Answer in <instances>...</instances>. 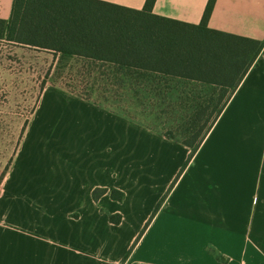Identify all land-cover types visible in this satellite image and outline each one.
Here are the masks:
<instances>
[{
    "label": "crops",
    "instance_id": "crops-1",
    "mask_svg": "<svg viewBox=\"0 0 264 264\" xmlns=\"http://www.w3.org/2000/svg\"><path fill=\"white\" fill-rule=\"evenodd\" d=\"M209 1L153 13L197 25ZM209 28L264 42V0H215ZM98 106L44 93L3 185L0 264H264V50L182 174L190 148Z\"/></svg>",
    "mask_w": 264,
    "mask_h": 264
},
{
    "label": "trees",
    "instance_id": "trees-1",
    "mask_svg": "<svg viewBox=\"0 0 264 264\" xmlns=\"http://www.w3.org/2000/svg\"><path fill=\"white\" fill-rule=\"evenodd\" d=\"M156 1L134 10L99 0H14L10 18L0 19V39L52 53L61 62L76 61L88 93L78 94L77 86L66 90L86 101L133 121L130 109L143 116L158 110L159 120L172 115L168 122L177 121V126L165 136L177 140L174 131H183L178 141L191 149L182 174L260 57L264 42L209 28L215 0L197 25L155 15ZM180 85L190 92L172 97ZM99 92L101 103L93 100ZM178 110L190 115L181 117ZM108 192L96 189L93 198L98 201ZM110 195L120 202L125 198L117 190ZM110 220L119 225L122 217L111 215Z\"/></svg>",
    "mask_w": 264,
    "mask_h": 264
},
{
    "label": "rangeland",
    "instance_id": "rangeland-1",
    "mask_svg": "<svg viewBox=\"0 0 264 264\" xmlns=\"http://www.w3.org/2000/svg\"><path fill=\"white\" fill-rule=\"evenodd\" d=\"M78 70L76 61L61 62L52 53L14 45L0 39V197L4 182L36 119L46 90L52 88L66 90L77 86L78 94L88 93L85 79L80 77ZM176 89L177 92L173 93L172 97H186L190 92L189 90L185 92L184 85ZM101 98L103 97L100 92L93 96V100L98 103H101ZM115 106L125 109L127 105L115 103ZM100 108L128 119L115 110L102 106ZM130 110L129 114L137 120L134 122L164 135L172 133L174 125L177 126V121L168 122L173 120L172 115L167 118L164 115L160 120L157 119L158 110L154 111L155 114L153 110H149L144 116L136 114L135 109ZM176 114L183 117L189 113L182 110L180 113L178 110ZM173 134L175 139L183 140V131H174Z\"/></svg>",
    "mask_w": 264,
    "mask_h": 264
}]
</instances>
